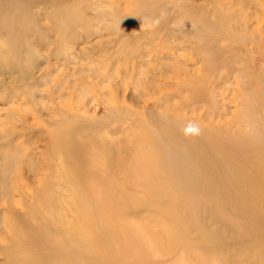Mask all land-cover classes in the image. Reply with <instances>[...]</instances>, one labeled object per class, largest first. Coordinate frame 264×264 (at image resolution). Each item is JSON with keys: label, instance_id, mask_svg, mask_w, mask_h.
<instances>
[{"label": "rangeland", "instance_id": "1", "mask_svg": "<svg viewBox=\"0 0 264 264\" xmlns=\"http://www.w3.org/2000/svg\"><path fill=\"white\" fill-rule=\"evenodd\" d=\"M263 110L264 0H0V264H264Z\"/></svg>", "mask_w": 264, "mask_h": 264}, {"label": "bare ground", "instance_id": "2", "mask_svg": "<svg viewBox=\"0 0 264 264\" xmlns=\"http://www.w3.org/2000/svg\"><path fill=\"white\" fill-rule=\"evenodd\" d=\"M13 39H14V36L13 35H11V38H10V41L12 42V44L13 45H15V43L13 42ZM10 44V43H9ZM15 46H17V45H15ZM199 94L197 93V92H194L193 93V96L197 99V100H200V99H203V97H204V95H200V96H198ZM207 96H208V94H207ZM210 99H211V102H213V105H211V103H210V106H211V108H217L218 107V105H217V99L215 100V98L213 99V97L211 96L210 97ZM213 99V100H212ZM193 100H194V98H193ZM194 104H196V103H194ZM192 107H194L193 105H192ZM191 107V110L193 111L194 110V108H192ZM264 111V110H263ZM264 113V112H263ZM187 119H188V121H192V119L190 118V117H187ZM263 120H264V117L262 118ZM153 121V120H152ZM153 123H154V125H155V128L156 129H154L153 128V132L155 133V134H157V136H158V138H159V142L165 147L166 145H167V143H166V139H167V136H168V132L170 131V129H166L163 125H160V124H158V123H155L154 121H153ZM210 126H213L212 124H209ZM217 125L218 124H216L215 125V127H217ZM193 130H191V132H192ZM200 134V133H199ZM256 135V134H255ZM145 136H147V134L145 133ZM201 139V136H199V140ZM236 139V138H235ZM260 139V138H259ZM167 151H168V153H169V156H168V158H169V161H170V163L172 164V166L174 167V168H179V165L181 164V165H185V166H187V163L186 162H190V160H188V161H184L183 160V155H182V153H180L179 151H176V150H174L172 147H168L167 148ZM194 151L196 152V153H199V150H197L196 148H194ZM150 153V152H149ZM182 156V157H181ZM225 159V158H224ZM203 161V160H202ZM183 163V164H182ZM21 182L23 183V182H26V180H24V179H21Z\"/></svg>", "mask_w": 264, "mask_h": 264}]
</instances>
